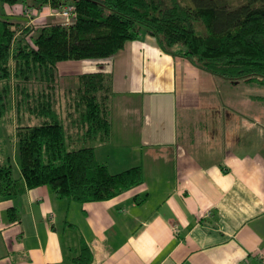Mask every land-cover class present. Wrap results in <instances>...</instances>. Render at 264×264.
Listing matches in <instances>:
<instances>
[{
    "label": "crops",
    "instance_id": "1",
    "mask_svg": "<svg viewBox=\"0 0 264 264\" xmlns=\"http://www.w3.org/2000/svg\"><path fill=\"white\" fill-rule=\"evenodd\" d=\"M93 72L110 74L113 92L96 156L111 172L141 165L144 182L80 203L25 188L19 172L23 190L0 191V264H75L83 245L90 264H264V122L224 119L202 93L208 74L145 31L109 58L60 62V85L71 83L60 87Z\"/></svg>",
    "mask_w": 264,
    "mask_h": 264
},
{
    "label": "trees",
    "instance_id": "2",
    "mask_svg": "<svg viewBox=\"0 0 264 264\" xmlns=\"http://www.w3.org/2000/svg\"><path fill=\"white\" fill-rule=\"evenodd\" d=\"M66 4L75 7L70 20L37 29L0 18V117H15L25 188L46 185L59 197L94 202L144 182L141 165L111 172L96 156L97 146L111 137V75L82 74L77 87L64 91L62 61L109 58L145 31L164 52L204 71L229 81L264 82V0H33L26 7ZM17 181L11 164H2L0 191H22ZM9 215L18 217L13 209ZM91 261L83 245L74 263Z\"/></svg>",
    "mask_w": 264,
    "mask_h": 264
},
{
    "label": "rangeland",
    "instance_id": "3",
    "mask_svg": "<svg viewBox=\"0 0 264 264\" xmlns=\"http://www.w3.org/2000/svg\"><path fill=\"white\" fill-rule=\"evenodd\" d=\"M244 1L245 0H230L232 5L242 3ZM26 3L31 4L33 3V0H25L14 5L0 2V18L9 17L15 21L30 23L33 24L36 29L39 28V24H42V22L45 21H47V23H50L51 20L54 19L55 21H67L65 18L54 14V16L52 14L49 15L48 18H40V16L46 12H55L58 10L49 5H45L42 7V10L35 11L33 13L32 11H30L31 13L27 11L29 15L25 12V10L17 13L19 10V7L17 6L23 5L24 8H27ZM44 7L47 8V11L44 10L46 9ZM36 32L37 31L35 30L34 34H36ZM204 72L208 74L207 76H209V82L206 84L208 87L206 89H202V93L216 94L217 103H220V106L223 107L224 119L232 117L230 113H232L233 110V113L236 114L234 117L237 119V113L242 111L245 115L244 117L239 118L247 120H250L251 118L259 123L264 122V82L245 81L241 79L229 81L208 71ZM202 79L204 78L202 77ZM63 85L68 87L71 83H61V86ZM71 88H74V86H71ZM205 90H208L209 92H206ZM14 123L15 117L12 112L4 113L2 117H0V166L2 164L10 163L13 177L17 178L20 172V166L18 142L15 134ZM99 158L101 159L100 156Z\"/></svg>",
    "mask_w": 264,
    "mask_h": 264
},
{
    "label": "built area",
    "instance_id": "4",
    "mask_svg": "<svg viewBox=\"0 0 264 264\" xmlns=\"http://www.w3.org/2000/svg\"><path fill=\"white\" fill-rule=\"evenodd\" d=\"M74 8L75 7L73 6V4H66L55 12H52V15H58L60 17L65 18L66 20H70L73 15ZM28 11L29 13H31L30 10Z\"/></svg>",
    "mask_w": 264,
    "mask_h": 264
}]
</instances>
